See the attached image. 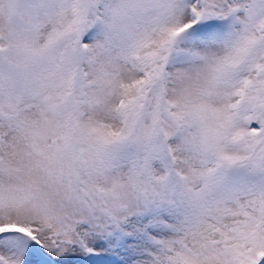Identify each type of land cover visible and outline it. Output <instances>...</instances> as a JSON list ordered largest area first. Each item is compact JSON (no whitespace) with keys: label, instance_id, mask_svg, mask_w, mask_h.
<instances>
[{"label":"snow or ice","instance_id":"obj_1","mask_svg":"<svg viewBox=\"0 0 264 264\" xmlns=\"http://www.w3.org/2000/svg\"><path fill=\"white\" fill-rule=\"evenodd\" d=\"M0 264H264V0H0Z\"/></svg>","mask_w":264,"mask_h":264}]
</instances>
